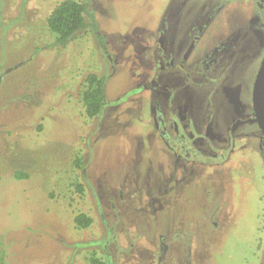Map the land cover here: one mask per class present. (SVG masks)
<instances>
[{
    "label": "rangeland",
    "instance_id": "1",
    "mask_svg": "<svg viewBox=\"0 0 264 264\" xmlns=\"http://www.w3.org/2000/svg\"><path fill=\"white\" fill-rule=\"evenodd\" d=\"M59 1L0 0V264H92L94 252L107 264H264V137L249 118L264 0H83L99 30L66 44L46 19ZM239 17L255 32L245 45ZM226 37L203 72L196 51ZM89 72L105 76L95 118L81 97ZM164 90L209 135V162L174 160L154 113ZM79 212L90 226L75 225Z\"/></svg>",
    "mask_w": 264,
    "mask_h": 264
},
{
    "label": "flooded vegetation",
    "instance_id": "2",
    "mask_svg": "<svg viewBox=\"0 0 264 264\" xmlns=\"http://www.w3.org/2000/svg\"><path fill=\"white\" fill-rule=\"evenodd\" d=\"M228 1V0H227ZM237 1V0H236ZM239 3L241 2H248V4H253L255 2V0H238ZM252 2V3H249ZM221 7H216V8H212V11H215L216 9L218 10L219 8H223V6H227L226 0H221ZM234 3V1H233ZM239 3L237 2V4L239 5ZM203 5V4H202ZM208 7V6H206ZM206 9V8H204ZM203 9V10H204ZM206 11H209V9H206ZM219 14V13H218ZM239 23H234L233 25V30L232 31H236V30H242V35L239 38V41H242L243 45H245L247 42H249V40H251V36L255 35V32L253 31V29H245L244 27H250L252 25V22L250 20H248L245 17H239L238 18ZM258 23H264V19L261 20V16L258 15L257 18ZM234 22V20L230 23H228V29L231 27L230 24H232ZM260 26V25H257ZM256 26V27H257ZM230 32V33H231ZM246 32V34H245ZM248 32V34H247ZM202 31L197 30L194 33H192L191 31V37L193 40L195 39H199L201 36ZM254 33V34H253ZM229 42V37H226L225 39L221 40V43L219 46L218 43L215 41V43H213L211 46L210 45H206L205 47L203 46L200 49V53L196 54L197 56L202 55V56H206V53L208 55V57H199V60L203 61L202 64V71L205 73H208L210 70H208V66H207V62L206 60H208V58H211L212 60H214V56L213 54L217 53L219 50H223V52L225 51V49L227 47H229V45L227 44ZM242 46V45H241ZM244 47V46H242ZM162 48H164V45H162ZM161 48V49H162ZM169 49L170 51V57H167L166 61H165V66H168L170 69L171 68H176L180 65L179 62H176L175 59L176 57H173L172 53H174L175 47L173 44H169L168 47H166V49ZM165 49V50H166ZM206 52V53H205ZM225 53V52H224ZM264 56V54H263ZM263 56L261 57L260 60V64L258 66V70L259 67L261 65ZM172 71V73L175 75H172L174 80H178L179 82L182 81L183 79V74H180L179 72L176 71ZM257 70V73H258ZM256 73V75H257ZM204 74L202 73H195L194 77L195 80L200 79ZM256 78V76H255ZM254 82L255 79L253 81V85H252V91H251V97H250V101H249V107L251 108V115H249V118L253 120L254 124L256 125V127H258L260 134L264 137V132L263 130L260 128L256 115H255V110H254V106H253V86H254ZM172 84V82H171ZM163 87H166L164 84H162ZM165 93L160 92L158 93L157 91V99L155 101V103L157 104L156 108L157 110L154 112L155 116L157 118V121L160 125V133L161 136L165 139V141H167L169 143L170 146L173 147V151L172 152V156L174 158V160L178 161L179 163H181L180 159L182 158L181 154L185 153L184 157H190V160H196L197 158L203 159L206 163L209 162L208 159H213L214 157L211 156H206V153L202 152V146L201 144H205V141L208 140L209 135L207 136L203 131H199V128L196 125V120L195 118H192L190 121H188V123L186 124L185 121V117L184 115L181 113V111L179 110V108L177 107V103L179 102V100L177 101L175 98V94L172 93L171 91L166 92V90H164ZM168 96V97H166ZM177 107V111L175 112L174 110H172V108ZM194 122V124H193ZM160 142H162V139H159ZM163 143V142H162ZM263 145V144H262ZM260 146L262 148V150H264V145ZM217 148L218 149V153H221L223 150V147L217 145L214 148H212V150L214 151V149ZM172 151V150H171ZM227 152V151H226ZM218 158H220V154H217ZM207 157V158H206ZM187 160V159H186Z\"/></svg>",
    "mask_w": 264,
    "mask_h": 264
},
{
    "label": "trees",
    "instance_id": "3",
    "mask_svg": "<svg viewBox=\"0 0 264 264\" xmlns=\"http://www.w3.org/2000/svg\"><path fill=\"white\" fill-rule=\"evenodd\" d=\"M47 25L55 33L56 41L59 44H66L74 36L87 28L99 30L96 17L90 11L87 3L83 0H61L47 16ZM103 40V37L99 35ZM105 76L96 72H89L82 84L81 97L85 114L89 118L97 117L105 102ZM75 164L80 167L82 159L80 155L75 159ZM18 176H25L26 173H17ZM78 191L84 192V185L76 183ZM75 225L78 228H86L93 222V217L86 212H79L74 217ZM92 264H107L106 261L95 252L90 256Z\"/></svg>",
    "mask_w": 264,
    "mask_h": 264
},
{
    "label": "water",
    "instance_id": "4",
    "mask_svg": "<svg viewBox=\"0 0 264 264\" xmlns=\"http://www.w3.org/2000/svg\"><path fill=\"white\" fill-rule=\"evenodd\" d=\"M252 95L255 115L264 132V56L255 78Z\"/></svg>",
    "mask_w": 264,
    "mask_h": 264
}]
</instances>
